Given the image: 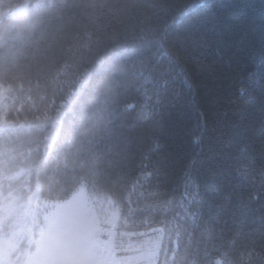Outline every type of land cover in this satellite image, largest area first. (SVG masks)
<instances>
[{"label": "trees", "instance_id": "trees-1", "mask_svg": "<svg viewBox=\"0 0 264 264\" xmlns=\"http://www.w3.org/2000/svg\"><path fill=\"white\" fill-rule=\"evenodd\" d=\"M83 184L123 264H264V0H0V206Z\"/></svg>", "mask_w": 264, "mask_h": 264}, {"label": "rangeland", "instance_id": "rangeland-1", "mask_svg": "<svg viewBox=\"0 0 264 264\" xmlns=\"http://www.w3.org/2000/svg\"><path fill=\"white\" fill-rule=\"evenodd\" d=\"M21 190V202L13 198L0 206L9 216L8 231L0 236V264H123L114 244L120 215L115 200L98 197L83 184L34 219L37 191L33 186Z\"/></svg>", "mask_w": 264, "mask_h": 264}]
</instances>
